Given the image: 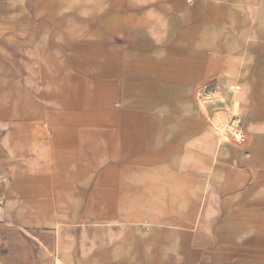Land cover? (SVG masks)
Returning a JSON list of instances; mask_svg holds the SVG:
<instances>
[{
	"label": "crops",
	"instance_id": "1",
	"mask_svg": "<svg viewBox=\"0 0 264 264\" xmlns=\"http://www.w3.org/2000/svg\"><path fill=\"white\" fill-rule=\"evenodd\" d=\"M105 1L0 0V264H264V0Z\"/></svg>",
	"mask_w": 264,
	"mask_h": 264
},
{
	"label": "rangeland",
	"instance_id": "2",
	"mask_svg": "<svg viewBox=\"0 0 264 264\" xmlns=\"http://www.w3.org/2000/svg\"><path fill=\"white\" fill-rule=\"evenodd\" d=\"M104 2H106L104 0ZM70 28H76V26H70ZM55 44H61V43H55ZM124 44V43H123ZM201 89V88H200ZM199 90V89H197ZM204 114V112H203ZM227 116H235L238 118L236 111L234 110L233 112H227V115L222 117V116H216L215 119L212 122L213 129H215L218 126L226 124ZM222 140H225L223 138ZM71 207L74 206V197H71ZM78 210L80 212L81 217L79 218V222L81 224L85 225H92L93 217H92V209H93V197H81V199H78ZM72 221V219H71Z\"/></svg>",
	"mask_w": 264,
	"mask_h": 264
},
{
	"label": "built area",
	"instance_id": "3",
	"mask_svg": "<svg viewBox=\"0 0 264 264\" xmlns=\"http://www.w3.org/2000/svg\"><path fill=\"white\" fill-rule=\"evenodd\" d=\"M196 97L198 102L202 104L209 103L214 100V94L204 89L196 91ZM240 122L235 116H227L226 124L216 127L214 130L216 134L222 138L223 135L226 137L236 138L240 134Z\"/></svg>",
	"mask_w": 264,
	"mask_h": 264
}]
</instances>
